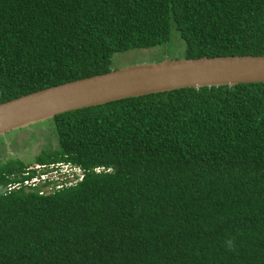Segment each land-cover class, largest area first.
<instances>
[{
  "label": "trees",
  "instance_id": "16d2710c",
  "mask_svg": "<svg viewBox=\"0 0 264 264\" xmlns=\"http://www.w3.org/2000/svg\"><path fill=\"white\" fill-rule=\"evenodd\" d=\"M173 28V59L264 55V0H0V103L118 69ZM46 122L55 147L0 156V264H264V82Z\"/></svg>",
  "mask_w": 264,
  "mask_h": 264
},
{
  "label": "water",
  "instance_id": "95a60500",
  "mask_svg": "<svg viewBox=\"0 0 264 264\" xmlns=\"http://www.w3.org/2000/svg\"><path fill=\"white\" fill-rule=\"evenodd\" d=\"M264 82V55L203 56L137 63L0 103V136L57 114L182 88Z\"/></svg>",
  "mask_w": 264,
  "mask_h": 264
},
{
  "label": "rangeland",
  "instance_id": "374dc122",
  "mask_svg": "<svg viewBox=\"0 0 264 264\" xmlns=\"http://www.w3.org/2000/svg\"><path fill=\"white\" fill-rule=\"evenodd\" d=\"M184 45L183 39L178 31L173 28L172 38L169 43L149 48H134L126 52L114 55V68H121L137 63L157 62L165 59H173L181 54V46ZM47 122H39L30 126L29 131L22 129L13 130L4 136H0V140H4V144L0 146V156H19L31 158L34 153L41 151L43 145L56 146V138L49 134H40L34 128L44 127ZM30 131L38 133V139L29 142ZM32 137V136H31ZM29 138V139H28Z\"/></svg>",
  "mask_w": 264,
  "mask_h": 264
},
{
  "label": "clouds",
  "instance_id": "9594fccd",
  "mask_svg": "<svg viewBox=\"0 0 264 264\" xmlns=\"http://www.w3.org/2000/svg\"><path fill=\"white\" fill-rule=\"evenodd\" d=\"M71 168H73L74 170H73V172H78V174H79V169H78V167L77 166H72Z\"/></svg>",
  "mask_w": 264,
  "mask_h": 264
},
{
  "label": "built area",
  "instance_id": "2783aa9c",
  "mask_svg": "<svg viewBox=\"0 0 264 264\" xmlns=\"http://www.w3.org/2000/svg\"><path fill=\"white\" fill-rule=\"evenodd\" d=\"M71 169H72V168H71ZM71 169H70V170H71ZM38 180H39L38 178H33L30 182H31V183H35V182H37Z\"/></svg>",
  "mask_w": 264,
  "mask_h": 264
}]
</instances>
